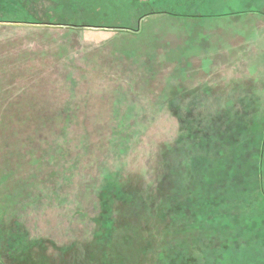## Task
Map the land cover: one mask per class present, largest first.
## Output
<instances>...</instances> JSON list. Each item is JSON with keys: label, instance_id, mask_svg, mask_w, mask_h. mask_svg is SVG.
Returning a JSON list of instances; mask_svg holds the SVG:
<instances>
[{"label": "rangeland", "instance_id": "obj_1", "mask_svg": "<svg viewBox=\"0 0 264 264\" xmlns=\"http://www.w3.org/2000/svg\"><path fill=\"white\" fill-rule=\"evenodd\" d=\"M62 1L0 0V264H264V76L240 107H158L131 62L83 67L103 35L57 25L163 0Z\"/></svg>", "mask_w": 264, "mask_h": 264}, {"label": "crops", "instance_id": "obj_2", "mask_svg": "<svg viewBox=\"0 0 264 264\" xmlns=\"http://www.w3.org/2000/svg\"><path fill=\"white\" fill-rule=\"evenodd\" d=\"M261 1L163 0L151 13H141L140 6L146 4L136 1L127 9L140 13L129 16L132 22L128 26L89 20L83 24L61 23L57 29L103 35L90 38L100 41L98 46L83 50V67L94 72L113 66L122 70L131 62L141 71L139 84L162 86L159 91L167 94L163 97L165 104L158 107L233 108L241 106L234 103L239 99L237 94L245 92L243 87L253 84L250 78L264 76ZM58 3L65 6L51 15L72 12L73 1ZM109 3L107 0L102 5Z\"/></svg>", "mask_w": 264, "mask_h": 264}]
</instances>
